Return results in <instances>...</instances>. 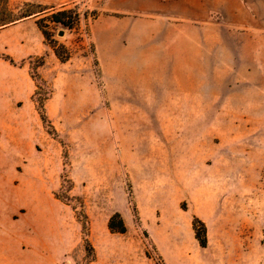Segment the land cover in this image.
I'll return each instance as SVG.
<instances>
[{"label":"rangeland","instance_id":"obj_1","mask_svg":"<svg viewBox=\"0 0 264 264\" xmlns=\"http://www.w3.org/2000/svg\"><path fill=\"white\" fill-rule=\"evenodd\" d=\"M29 1L40 12L13 33L11 66L39 78L34 107H15L11 141L0 143L12 233L0 264H88L86 237L89 264H264V0H223L220 28L191 25L183 54L165 14L123 15L125 37L102 60L96 11L76 1L77 25L52 32L64 62L36 25L53 3ZM242 9L252 17L227 19ZM115 212L124 233L107 226Z\"/></svg>","mask_w":264,"mask_h":264},{"label":"crops","instance_id":"obj_2","mask_svg":"<svg viewBox=\"0 0 264 264\" xmlns=\"http://www.w3.org/2000/svg\"><path fill=\"white\" fill-rule=\"evenodd\" d=\"M29 1V0H25ZM80 0H56L47 3H53L50 9L67 7L70 3ZM85 4L96 11V17L90 27V35L93 39L97 55L102 60L103 54L116 55L118 52L119 42L125 37L127 25L123 23L126 14H165L167 20L171 22L177 33L185 36L181 41L176 40L173 47L181 54L188 52L189 48V28L191 25L197 29H206L212 25L215 30L221 25L223 0H83ZM229 2L227 3V5ZM231 5L243 8V0H233ZM247 15L252 17L250 12L242 9L241 12L228 14L227 19L246 21ZM26 17L16 23L0 29V35L3 36L0 41V53H7L11 57L14 52L11 49L16 42L13 33L19 32L21 28L28 27ZM217 18V20H216ZM217 25V26H216ZM130 28H132L130 26ZM39 29V28H38ZM181 31V32H180ZM185 34V35H184ZM43 48L41 45L35 53H40ZM6 51V52H5ZM33 53V52H32ZM24 70V67L21 68ZM32 82V83H31ZM33 81L31 79H20L14 77V66L0 58V143L11 141L13 136L14 111L15 107L32 108L33 102ZM18 103L19 106H18ZM2 145V144H0ZM6 177V175H5ZM4 177V178H5ZM3 183V179H2ZM5 201V207L0 209V250L4 258L9 257V249L12 244V233L9 231V209L8 200Z\"/></svg>","mask_w":264,"mask_h":264},{"label":"trees","instance_id":"obj_3","mask_svg":"<svg viewBox=\"0 0 264 264\" xmlns=\"http://www.w3.org/2000/svg\"><path fill=\"white\" fill-rule=\"evenodd\" d=\"M30 5H33V2L27 1V2H23L18 7H13L9 0H0V29L8 25H11L13 23H16L26 17L32 16L37 12H40V11H31L25 8ZM39 5L40 4H37V6ZM92 14L93 16L96 15L95 12ZM85 15L86 13L84 14V16ZM79 19H80V13L74 7H61L58 9H51L48 15L43 17H38L36 19V25L43 34L44 39L48 41V43L51 45L53 49L54 54L62 62L68 60L70 54L69 52L63 53L62 50H60L64 48L62 45H59L56 42V40H54L52 32L56 30L58 26L68 29H73L77 25ZM0 58L7 61L11 65L20 64L7 53H0ZM28 58L31 59L32 56L29 55ZM43 63H44V58L43 56H40L37 60V67L43 65ZM33 71H34L33 72L34 75L33 76L31 75V77L33 79L34 77L39 78V74L36 73L35 70ZM34 94L35 92L33 93L32 98H34ZM37 111L39 113V117L42 120V122L48 123V119L44 113V106H39V109L37 107ZM77 218L81 222L83 233L85 234V236H87L89 227H88V220L86 213L81 210L79 215H77ZM196 222L200 224L199 227L197 226ZM196 222L194 223L196 237L199 240L200 244L202 246H205L206 245L205 226L203 222H201L200 220H196ZM107 226L111 232L124 233L126 231L125 223L118 212L113 213L109 217L107 221ZM84 240L86 242L85 251H86V256L89 258L88 259V264H89L95 259V250L87 237Z\"/></svg>","mask_w":264,"mask_h":264}]
</instances>
